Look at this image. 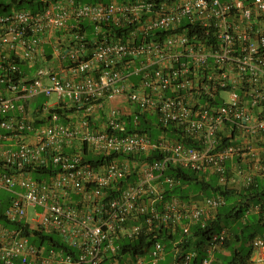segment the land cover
I'll return each mask as SVG.
<instances>
[{"label":"built area","instance_id":"2783aa9c","mask_svg":"<svg viewBox=\"0 0 264 264\" xmlns=\"http://www.w3.org/2000/svg\"><path fill=\"white\" fill-rule=\"evenodd\" d=\"M43 2L39 12L0 13V189L12 192L4 217L24 223L0 222V261L158 264L165 243L134 253L122 251L123 241L161 228L187 236L225 203L220 194L165 199V185L178 183L163 174L170 163L217 175L223 186L235 179L250 187L264 176V0ZM109 23L124 35L105 32ZM54 94L53 103L32 105ZM118 97L126 99L122 109L110 105ZM66 106L75 109L69 121L51 111ZM141 114L175 126L180 140L125 132L126 117L138 124ZM151 151L163 156L139 159ZM48 166L56 171L34 178L33 169ZM261 210L255 204L243 220ZM26 227L58 234L77 257L36 245L22 234ZM228 238L226 228L215 234L201 264H212ZM251 247L250 263L263 264L264 236ZM194 256L181 254L175 264Z\"/></svg>","mask_w":264,"mask_h":264},{"label":"trees","instance_id":"16d2710c","mask_svg":"<svg viewBox=\"0 0 264 264\" xmlns=\"http://www.w3.org/2000/svg\"><path fill=\"white\" fill-rule=\"evenodd\" d=\"M77 1L88 3H109L114 0ZM25 3H28L31 6V8L29 9L34 12H39L44 8L43 0H0V13L7 12L12 8H26L24 7ZM103 27L105 32L111 28L112 30H114V32H117V35L119 37L124 35L122 32H125L126 30V28H118L110 23L105 24ZM91 28V24L88 23H85L83 27V29L87 30L88 34H91L88 32V29ZM51 111L58 112L61 115L62 121H69L68 115L75 111V109L73 107L71 108L66 106L63 108H54ZM133 119L134 118L132 116L126 117L125 132H143L148 134L153 140H157L163 133H165L170 138L180 140V132L175 126L171 125L163 128L159 124H157L155 117H152V115L141 114L138 124H135ZM121 131H119V133ZM183 142L185 144L194 143L188 139H183ZM111 156H113V154H109V156H100L99 158L90 155L86 156V158L89 161L96 163L97 161H102L104 158L109 159ZM162 156V153L159 151H151V153H148L147 155L143 154L140 157H137H139V159L141 160H151L153 158H159ZM0 167H2V162H0ZM55 171L56 169L52 166L43 168L40 167L33 169V176L34 178L39 179L45 177L46 175H50ZM163 174L166 176H173L176 180H178V183L172 187L165 185V199L177 197L183 201H188L194 195L202 197L205 191L209 190L210 195L204 194V196L220 194L225 198V203L228 202L227 204L224 203L228 206L224 207L225 205L223 204L221 208L219 207L215 215L209 218L204 226L201 224V222L192 224L190 233L187 236L181 231V229H179V227H177L175 231H172L169 228H161L149 237L144 236L134 240L123 241V244L121 245L122 251L131 250L134 253H147L150 247L153 246L154 242L159 240L165 243L166 253H170V255L172 254L171 259L174 262H177V260L179 259V255L181 254H185L187 252H195V256L189 264H201L203 258L206 256V246L209 244V241H211L212 237L215 234H218L223 228H226L228 230L230 237L233 227L231 226V222L228 220L234 219L235 221L243 218L247 210L258 203L261 204V212H256L255 214L249 215L245 223L242 224L243 227L241 225L238 227L241 228L242 234L246 235V240L250 241V246L251 240L255 235L261 234L264 236V231L261 233L257 230L245 234V229L249 227L255 225H262L264 227V176L257 177L255 182L250 187L234 188L232 186H229L228 184L224 186L219 184L217 175H212L209 178H203L192 170L176 167L172 163L169 164L168 169ZM196 188L198 191L195 192L194 190ZM2 190L3 189H0V191ZM8 205L9 196L0 197V222H3L5 226L10 228H21V226L24 225L23 222L12 223L4 217V211L8 207ZM24 230L25 231L22 234L30 236L31 242L35 243L38 246L45 247L47 251L51 248H56L59 250H63L66 255L71 254L74 257H77V249L68 246L60 236L59 238H56L54 236V233H45L43 231L41 232L40 230L34 229L30 230L28 227H26ZM236 236L239 237V235L237 234ZM229 239L230 238L227 239L224 245L229 244ZM239 239L240 238H238V240ZM175 248H179L178 254H175ZM252 251V247L247 249L245 255H243L241 258L239 257V261H241L242 264H246V259L250 258ZM234 253L235 254L232 257V260H230V264L233 263V261L237 258V253L235 251ZM0 264L4 263L0 261Z\"/></svg>","mask_w":264,"mask_h":264},{"label":"crops","instance_id":"0c3cea01","mask_svg":"<svg viewBox=\"0 0 264 264\" xmlns=\"http://www.w3.org/2000/svg\"><path fill=\"white\" fill-rule=\"evenodd\" d=\"M46 44H47V46L46 45L45 46H46L47 52H48V54H50V52H51L50 44L49 43H46ZM110 105L114 106L116 108L122 109V107H125V105H126V99L124 97H118L116 100H113L110 103ZM78 119H79L78 117H73V121H78ZM101 120H102V116H101L100 121ZM97 123L98 124H94V125H96V126L101 125L100 122H97ZM0 170H2L1 167H0ZM233 179H234V177H233ZM240 186H241V184L238 182H235V179H234V183L232 184V187L240 188ZM2 191H9V190L3 189ZM9 192H10V194H9V203H10V199L12 197V192L11 191H9ZM200 198L201 197H197L195 200H200ZM1 223H3V222H1ZM231 226L233 227V230H232L231 236L229 237L230 242L228 245H222L221 247H219L215 250L214 259H213L212 264H230V260H232V257L235 254L234 251L237 253V258L235 260L233 259L234 261L231 264H242L241 261H239V257L241 258L243 255H245V252H246L245 247H251L250 241L246 240V238H245L246 235H243L241 228L238 227V226H240L239 223L238 222L237 223L231 222ZM236 234L239 235V237H237ZM238 238H240V239L238 240ZM171 256H172V254H171ZM246 264H251L250 258L246 259ZM253 264H259V263H253Z\"/></svg>","mask_w":264,"mask_h":264},{"label":"rangeland","instance_id":"374dc122","mask_svg":"<svg viewBox=\"0 0 264 264\" xmlns=\"http://www.w3.org/2000/svg\"><path fill=\"white\" fill-rule=\"evenodd\" d=\"M2 1H8V0H2ZM24 7H26V8H31V6L28 4V3H25V5H24ZM91 30H92V28L91 29H88V32L89 33H91ZM46 46H47V44H46ZM24 66H26V65H24ZM29 68V67H28ZM29 69H32V71H35L36 69H37V67H35V68H29ZM134 79H136V78H134ZM56 98H57V96L54 94V95H52V96H45V95H42V96H40V98H38V100H36V101H34L33 103H32V105L33 106H35V105H37L38 103H42V102H44V101H47L48 103H53L55 100H56ZM156 119V118H155ZM157 122V121H156ZM207 178V177H206ZM215 180V179H214ZM195 192L196 191H198L197 190V188L194 190ZM9 194H10V192L9 191H0V197H7V196H9ZM205 195L207 194V195H210V191L209 190H206L205 191V193H204ZM204 194L202 195V197L200 198V199H203L205 196H204ZM198 197V195L196 196V195H194V196H192L190 199H196ZM227 201H229V200H227ZM228 203V202H227ZM227 203H225V204H227ZM224 204V205H225ZM223 206V205H222ZM221 206V207H222ZM226 206H228V205H225L224 207H226ZM220 207V208H221ZM32 211H33V208H30V212L32 213ZM252 214H255V213H252ZM251 214V215H252ZM228 221H230V222H234V223H239V225H241L242 227H243V225L242 224H244L245 223V221L243 220V218H240V219H238V220H235L234 221V219H229ZM254 230H257V231H259V232H263L264 231V227L262 226V225H259V226H252V227H249V228H247L246 229V231H245V234H248V233H251V232H253ZM54 236L56 237V238H59V235L58 234H55L54 233ZM250 247H245V250H247V249H249ZM18 263L19 264H22L21 262H20V260L18 261ZM158 264H175V262L171 259V255H170V253H166L165 254V256L162 258V259H160L159 260V262H158Z\"/></svg>","mask_w":264,"mask_h":264}]
</instances>
